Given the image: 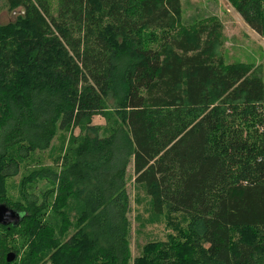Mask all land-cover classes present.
I'll return each instance as SVG.
<instances>
[{
  "label": "trees",
  "instance_id": "obj_1",
  "mask_svg": "<svg viewBox=\"0 0 264 264\" xmlns=\"http://www.w3.org/2000/svg\"><path fill=\"white\" fill-rule=\"evenodd\" d=\"M228 1L264 40V0ZM1 8L20 14L0 25V204L21 220L0 226V264H264V85L257 69L224 63L219 22L183 27L180 0ZM108 113L101 137L91 119ZM82 122L53 194L38 199L23 179L8 199L20 163ZM130 164L152 212L184 223L132 263Z\"/></svg>",
  "mask_w": 264,
  "mask_h": 264
},
{
  "label": "rangeland",
  "instance_id": "obj_2",
  "mask_svg": "<svg viewBox=\"0 0 264 264\" xmlns=\"http://www.w3.org/2000/svg\"><path fill=\"white\" fill-rule=\"evenodd\" d=\"M49 2L52 11L55 12L58 0H49ZM180 6V23L183 27L210 23L212 19L219 22L221 25L219 36L222 43L219 50L224 63L243 64L250 66L251 69H257L261 73L264 85V40L245 25L228 0H180ZM1 9L0 25L14 23L16 16L20 14L19 9L13 12L5 8ZM114 121L115 116L108 113V116L92 117L91 125L98 127L99 136L104 137ZM84 127L85 123L82 122L76 128L56 131L48 150L35 153L27 161L21 162L19 173L6 182L7 198L13 201L19 200L20 183L23 179L31 186L27 187L26 191L35 194L38 199L49 191L52 195V176L68 159L67 150L76 145L77 139L79 140L84 132ZM126 183L129 199L128 240L132 263L135 258L142 255L146 246L166 242L170 237H177L184 223L177 218L172 220L152 212L144 188L134 184L132 164L127 168ZM75 212V205L71 202L65 210L71 221ZM57 226L58 224L55 225ZM16 247H18L17 243ZM22 251L17 257V262L22 258Z\"/></svg>",
  "mask_w": 264,
  "mask_h": 264
},
{
  "label": "water",
  "instance_id": "obj_3",
  "mask_svg": "<svg viewBox=\"0 0 264 264\" xmlns=\"http://www.w3.org/2000/svg\"><path fill=\"white\" fill-rule=\"evenodd\" d=\"M21 220V215L14 210L8 208L4 204H0V226L2 227H16L19 225ZM6 262L12 263L15 260V255L13 253H8L6 255Z\"/></svg>",
  "mask_w": 264,
  "mask_h": 264
}]
</instances>
